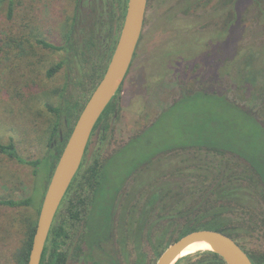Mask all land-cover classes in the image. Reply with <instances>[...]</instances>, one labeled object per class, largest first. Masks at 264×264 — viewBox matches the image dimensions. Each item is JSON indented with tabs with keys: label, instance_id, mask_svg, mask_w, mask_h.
Here are the masks:
<instances>
[{
	"label": "rangeland",
	"instance_id": "1",
	"mask_svg": "<svg viewBox=\"0 0 264 264\" xmlns=\"http://www.w3.org/2000/svg\"><path fill=\"white\" fill-rule=\"evenodd\" d=\"M118 1L0 0V141L13 142L22 158L34 162L58 155L119 41L124 21L114 9ZM161 1L163 7L158 0L149 2L138 54L105 119L108 129L95 133L89 149L88 157L95 146L92 158L120 149L108 169L110 191L142 165L120 195L113 233L129 240L139 236L144 264H157L189 220L204 224L209 215L222 214L227 233L258 255L264 251V191L243 159L186 149L143 164L169 145L208 142L210 133L224 132L226 121L225 133L235 130L238 136L234 147L259 158L264 172V139L252 145L240 140L242 129L252 128L238 111L201 95L179 100L195 92L226 96L264 127V0ZM114 16L120 19L113 37ZM40 40L61 49L46 48ZM158 68L164 74L157 77ZM208 119L220 120L221 127L210 130ZM49 172L48 164L35 168L0 153V198L33 197V206H0V264H17L23 222L38 220ZM156 194L153 212L150 200ZM106 196L98 199L84 235L98 247L110 237ZM201 253L180 264L210 259ZM98 257L99 252L95 261Z\"/></svg>",
	"mask_w": 264,
	"mask_h": 264
},
{
	"label": "water",
	"instance_id": "2",
	"mask_svg": "<svg viewBox=\"0 0 264 264\" xmlns=\"http://www.w3.org/2000/svg\"><path fill=\"white\" fill-rule=\"evenodd\" d=\"M148 0H128L122 32L106 72L85 105L54 170L37 220L28 264H41L58 210L78 174L99 120L118 94L131 69L140 43ZM204 244L226 264H254L229 235L215 230H198L172 243L157 264H176L193 244Z\"/></svg>",
	"mask_w": 264,
	"mask_h": 264
},
{
	"label": "flooded vegetation",
	"instance_id": "3",
	"mask_svg": "<svg viewBox=\"0 0 264 264\" xmlns=\"http://www.w3.org/2000/svg\"><path fill=\"white\" fill-rule=\"evenodd\" d=\"M149 2L150 0H148L147 12L149 8ZM158 2L161 3L160 7L164 6L161 0H158ZM127 6H128V0H119L114 6L115 11L120 12V17L123 16V21H125ZM174 6L175 3L172 5V7ZM147 12H146V17H147ZM116 15L117 13L115 14V16ZM115 16L113 18L114 19L113 33H112L113 37L116 34L115 25L120 19L118 16V19L116 21ZM146 17H145V24H146ZM145 24H144V29H145ZM144 29H143V34H144ZM143 34L140 43L138 45L134 59L136 58L139 48L141 46ZM107 46L109 45L107 44ZM133 64H134V60L132 66ZM158 70L159 73H157L156 75L157 77L158 75H161L163 73L162 69H161L162 72L160 68H158ZM183 96L181 98H183ZM115 100L116 97L108 106V111L106 109L107 112L105 111L106 113H104V115L96 125L91 140L89 142L84 160L80 167V170L76 175L74 181L72 182L70 189L68 190L58 210V213L56 215L53 224V226L56 225L58 229L57 244L55 243L54 234L52 233L51 230L44 251L45 260L44 262L42 261L44 264H51V257L53 256L55 247H57L56 253L62 256L61 264H144L145 263L143 243L140 242L139 236L136 238V240H131V239L129 240L123 238L122 239L116 238L115 232L113 233L115 228V214L118 207L120 195L122 194L125 185L130 180H133L137 176V173L139 172L140 169L134 172L130 177H128L123 182V184L118 183L115 186L114 191H110V187L108 183L111 177L108 173V169L110 163L112 162V158L118 153L120 149L116 150L111 154H105V156L103 157L92 158L95 149L94 146V149L92 148L91 150L92 153L90 152V157H88L89 149L92 146V141L95 137V133L98 134L99 132L107 131L108 129L105 123V119L107 118V115L109 116L113 111L114 102H116ZM174 103H176V101ZM143 133L144 130L139 134H143ZM130 141L131 139L123 146H126ZM105 195H107L106 198L109 199V205H110L109 210L111 212V226H110L111 235L105 247L104 246L98 247V245L88 243L85 240L84 235L87 233L90 227L92 216L94 214H97L96 204L98 199L105 197ZM158 198L159 196L157 194L156 199H154L153 201V206H154L153 212L157 207V203L159 201ZM147 205L149 207L150 203H148ZM238 245L240 244L238 243ZM242 249L248 254V252L244 248ZM98 252H99V257L95 261L94 257L95 254ZM198 264H204V263H198Z\"/></svg>",
	"mask_w": 264,
	"mask_h": 264
},
{
	"label": "trees",
	"instance_id": "4",
	"mask_svg": "<svg viewBox=\"0 0 264 264\" xmlns=\"http://www.w3.org/2000/svg\"><path fill=\"white\" fill-rule=\"evenodd\" d=\"M2 1H4V0H2ZM12 6H13V3L11 2L9 17L12 16V12H13L12 11ZM39 43L42 44L46 48L56 49V50L61 49V47L52 46V45L46 43L43 40H40ZM19 45L22 46V44H19ZM60 69H61V64L55 66L54 68H52L49 71L48 76L52 77ZM105 72L106 71H104L103 74H99L98 76H96L94 78V81L97 82L96 83L97 85L99 84V82L103 78ZM97 85H96V87H97ZM96 87H94V88L96 89ZM197 95L208 97L210 100L221 101L226 106V109H230L231 108V109L235 110V112L236 111L239 112L241 118H243L244 121L248 124V126H250L252 128V130L248 129V132L246 130L242 129V135H241V139H240L242 142H245V143L247 142L248 144L252 145L255 140L259 141V140L264 139V127L261 124L262 122L260 121L261 122L260 123L258 119L254 118L250 114L252 112L242 108L239 105L237 106V104H235L232 101L228 100L226 96H219V95H217L215 93L214 94H209V93H205V92H195V93L185 94L183 96V98L180 99V101L183 100V99H187V98H191V97L197 96ZM177 102L174 103L169 108L173 107L174 105L176 106V104H178ZM73 107L77 108V105H74ZM84 107L85 106H83L81 108L80 115H81ZM169 108H167V109H169ZM51 110H54V109H51ZM54 111L60 112L59 109H56ZM107 111H108V108H107ZM208 121H209V119H208ZM215 124H219L220 127H221V121L220 120L218 122L215 121V123H214V121H211V122L209 121L207 126H208V128L210 130L215 131L216 130L214 128ZM226 125H227L226 121L223 122V127H224V132L223 133L220 132V128H218L217 134H211L210 133V138H209L208 142H204V141L203 142H199V140H198L195 143H193V142L190 143L189 142V143H183V144H174V145L172 144V145H169L168 147H166L164 149H160L157 152H155L154 155L150 159H148L146 161L147 163L143 164V166L149 164L148 162H150L151 160L155 159L159 155H162L164 153L165 154L166 153H170V152H173V151H176V150H183V149L184 150L185 149H199V150L204 149V150H207L209 152H214V153L219 154V155L232 154V155H234L236 157H239V158L243 159L250 166V168L257 175L261 185L263 186V191H264V172L262 171V168H263L262 166L263 165L261 164L260 159L259 158L257 159L255 157H252V156L248 155L246 153V151H244L243 149H240V148L236 149L234 147V144H235L236 140L238 139V136L236 135L235 130L230 132V134L225 133ZM153 127H154V125L152 126V128ZM72 132H73V129L68 133V135L65 137L64 142L61 143L60 147L57 149L58 155H55L52 158L51 157H47L44 160H38V161L30 162V161L22 158L19 155L18 150L16 148V145L13 142L9 143V144H4V143H2L0 141V153L8 155L9 157H11L13 159H16L18 162H20L22 164L31 165V166H33L35 168H41L42 165L48 164L49 170H50L49 179H51L52 175L54 173V170H55V168L57 166V163L59 161V158H60L61 154L63 153L64 148L66 146V143H67L68 139L70 138ZM140 135L141 134L137 135L134 138L138 139V137ZM133 139L130 141V143L133 142ZM140 168H142L141 164L135 166L134 169H132L127 174H125V177L122 179V181L120 183L123 184V182L128 177H130L134 172H136ZM96 174H97V172H96ZM230 195H232V194H230ZM156 197H157V194L152 197V199L150 200L151 204L153 203L154 199H156ZM0 206H7V207H10V208H19V207L33 206V197H30V198L24 199V200H16L15 198H0ZM39 208H37V209L39 210ZM109 209H110V205H106L105 211H109V214L106 217V226H107L108 230L110 231V235H111V229H110V226H111V212H110ZM210 214H213V213H210ZM221 216H222V214L209 215V217L207 218V221L204 224H200V222L197 221L196 218L189 220L188 223H191V225L186 227V228H184L182 230L180 236H178V238L173 243L177 242L178 240H180L181 238H183L184 236H186V235H188V234H190L192 232H195V231H198V230H204V229L205 230H215V231L226 233L227 235H229L231 238H233L235 240V237H234L233 234L227 233L226 230L230 226L225 224V222H224L225 219L222 220L223 218H221ZM221 220H222V222H221ZM23 227H24V231H23L24 237H23L22 246L18 250V253H17V256H16V263L17 264H28L30 253H31V249H32L33 239H34V235H35V231H36V227H37V219H31V218L25 219L24 222H23ZM52 233L54 234L55 243L57 244L58 229H57L56 225L53 226ZM56 251H57V247H55L54 252H53V256L51 257V264H61L62 256L59 255L58 253H56ZM200 252H202L201 254L210 257V259L209 260L203 259V260H201L199 262H202V263L208 262L210 264H226V262L220 256L216 255L213 252H210V251H200ZM191 255H193V254H191ZM248 255L250 256V258H251V260H252V262L254 264H264V251H263V253H260L258 255L257 254L256 255H250L249 253H248ZM187 258H188V260L190 259L189 256H187L185 258H182V259L178 260V262L176 264H180L183 259L187 260ZM44 260H45V255H44V258H42L43 262H44ZM43 262H41V264H44ZM199 262H194L193 264H198Z\"/></svg>",
	"mask_w": 264,
	"mask_h": 264
},
{
	"label": "bare ground",
	"instance_id": "5",
	"mask_svg": "<svg viewBox=\"0 0 264 264\" xmlns=\"http://www.w3.org/2000/svg\"><path fill=\"white\" fill-rule=\"evenodd\" d=\"M207 250H209L208 246H206L204 244L196 243V244H193V245L189 246L184 251V253L182 254V256L184 257V256H188V255H191V254L200 252V251H207Z\"/></svg>",
	"mask_w": 264,
	"mask_h": 264
},
{
	"label": "crops",
	"instance_id": "6",
	"mask_svg": "<svg viewBox=\"0 0 264 264\" xmlns=\"http://www.w3.org/2000/svg\"><path fill=\"white\" fill-rule=\"evenodd\" d=\"M177 101H178V100H177ZM177 101H176V102H177ZM183 150H184V149H183ZM185 150H186V149H185ZM198 150H199V149H198ZM201 150H203V149H201Z\"/></svg>",
	"mask_w": 264,
	"mask_h": 264
}]
</instances>
